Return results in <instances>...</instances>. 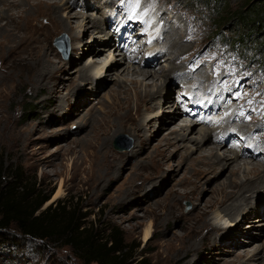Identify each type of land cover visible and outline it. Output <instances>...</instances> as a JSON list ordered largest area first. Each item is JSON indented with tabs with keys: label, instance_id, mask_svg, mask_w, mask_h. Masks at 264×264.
Wrapping results in <instances>:
<instances>
[{
	"label": "rangeland",
	"instance_id": "obj_1",
	"mask_svg": "<svg viewBox=\"0 0 264 264\" xmlns=\"http://www.w3.org/2000/svg\"><path fill=\"white\" fill-rule=\"evenodd\" d=\"M123 1L130 0H120L124 10ZM53 2L62 7L63 18L77 15L71 24L76 40L60 30L54 34L48 30V45L55 55L45 66H51L56 86L52 89L38 81L25 67L18 72V63L9 74L11 60L7 53L0 56V161L5 168L1 181L8 182L11 170L17 168L23 178L35 179L38 191H51L49 201L39 211L57 199L79 197L82 211L90 214L86 222L93 223L101 235L106 228L119 229L127 243L139 244L137 252H146L153 264H264V207H260L264 185L253 198L248 197L250 211L236 200L241 206H236L234 216L224 217L223 207L215 206L218 191L228 187L233 178L244 180L247 170L241 167L232 177L231 165L222 162L216 171L203 175L201 157L206 152L202 150L216 151L218 144L197 143L200 133L232 129L243 143L241 151L259 139L263 141L260 153L264 154V59L258 52L260 39L255 44L250 40L244 45L236 43L240 32L235 18L229 16L243 9L245 0H140L139 7L150 10L140 29L141 42L159 36L158 44L164 52L149 66L144 55L153 50L152 46L130 59L119 49L112 54L110 47H96L106 41V17L117 5L116 0ZM42 15L32 27L45 34L49 18ZM97 20L101 22L98 29L85 33ZM172 42L180 47L173 49ZM94 49L100 53L90 54ZM174 63L185 75L178 72L164 85V77ZM111 65H116L113 71L108 70ZM89 66L95 74L92 71L79 78L77 71ZM122 68L130 71L122 73ZM133 69L150 70L160 76L159 80L145 82L153 83L156 107L136 110L132 104V114L142 127L141 137L135 138L130 128L120 127L112 117L110 137L94 141V132L108 122V112L118 100L116 90L128 85L133 77L142 80L131 75ZM183 75L186 79L180 77ZM193 79L203 83L200 90L205 89L204 99L215 102L219 112L208 125L195 123L194 130L187 133L184 118L179 114L172 118L174 110L170 107L186 103L198 91L199 83ZM116 142L122 150L114 147ZM129 142L130 148L124 149ZM228 150L219 147L216 155L233 157ZM239 158L235 161L260 165L264 172L263 156L260 160ZM198 208L206 210L210 226L196 230ZM246 212L251 219L243 222ZM213 227H218V232L203 242ZM5 233L14 235L15 241L0 240V264H82L69 247L22 239L13 228ZM224 235L230 240L222 243Z\"/></svg>",
	"mask_w": 264,
	"mask_h": 264
},
{
	"label": "bare ground",
	"instance_id": "obj_2",
	"mask_svg": "<svg viewBox=\"0 0 264 264\" xmlns=\"http://www.w3.org/2000/svg\"><path fill=\"white\" fill-rule=\"evenodd\" d=\"M0 7H2V8H0V9H2V11H0V21L5 20L7 22L5 25H3V24L1 25V23H0V56L7 53L9 59L11 60V64L8 67V73L9 74L11 72L13 73V71L16 69L15 65L19 64V67L17 68V70H19L18 72L21 71L22 67H25L26 71L31 73L32 77H34L38 81L47 83L53 89L56 86V81L52 78V73L50 72L51 66L49 64H47L45 66L46 62H48L50 57L53 56V54H54L53 50L48 45V40H49L48 30H49V32H51V34H54L56 31L60 30L61 32H65V33L70 34L71 37L74 40H76V34L72 33L73 31L71 28H73V27L71 24H72V18H76L77 15L76 16H69L67 14L65 16V18H63L61 16V10H63L62 7L57 6L56 3L53 2V0H0ZM130 10H131V6L127 5L126 10H125V15H129ZM66 11L71 12L70 8H67ZM41 14H43L42 16L48 15L47 17L49 18L46 20L49 22V25L47 26V22H46L45 27L46 26L47 27L45 28V34L42 33L43 31L38 32V30L37 31L34 30L33 29L34 26L32 27V22L35 21L39 15L41 16ZM106 18L108 20V17H106ZM99 22L100 21L97 20V21H94L93 23H91L90 29L89 30H88V28L85 29V33H88L89 31H91V29L93 31L97 30L98 25H100ZM137 24L139 25L140 22L137 21L136 25ZM134 26H135V23H134ZM31 30H32V32H31ZM107 41H105L103 43L104 45H101V43H97L96 47L97 48L98 47H104V48L110 47V50H111V48L113 47L112 43L111 42L108 43ZM174 43L175 42L171 43L172 48L178 49L180 47V44H178V43L174 44ZM144 45H146V44H144ZM5 47H7L8 50H5ZM152 48L154 49V47H152ZM89 52H90V54L95 55V54H99L100 50L94 49V50H90ZM123 59H125V58H123ZM10 60L7 59V61H10ZM155 60L156 59L151 60V61H147L148 66L150 64H153ZM7 63L9 64V62H7ZM115 63L117 65V62H115ZM90 66L87 69L82 68L79 71H77V73H78L77 76L79 78H82L84 76H88V73L89 74L93 73V75H94L95 74L94 70H93L94 65H93V67H90ZM115 66L111 65V67H109L108 70L113 71L114 70L113 67H115ZM180 68L175 63L172 67H170V69L168 70L169 73L167 74L168 76L165 75V77H164V82H163L164 85H166V83L169 82V80H167V79H169L170 76H173L174 74H178V72L180 74L185 75L184 71H182ZM153 69H154V67H153ZM6 71H7V69H6ZM125 71L126 72L130 71V69L129 68H126V69L122 68V73ZM131 75L141 76L142 80L139 81L136 77H133L129 81L128 85L125 84V85H123V87L120 86V89L116 90L115 93H116L118 100L115 101V103L112 105L110 111L108 112V115H109L108 116V119H109L108 122H106L104 125H101L94 132V137H93L94 141H100V139L103 138V136H105V137L109 136L110 137L109 132H111V130L114 127L112 125V123L110 122V118H112V117L116 119V121L119 123L120 127L130 128V130L133 131L135 138L141 137L140 132H141L142 127H141L140 123L138 122V120L132 114V112L134 110V107L132 104L133 103L135 104L136 110H140L141 107L145 108L146 111H150L153 108H155L156 105H154V101H155V95L154 94L156 91L154 92L151 89V85L153 83L150 84V82L149 83H145V82H146V80H149V81L154 80V79L159 80L160 76H157L156 72H151L150 70H144V69H133V70H131ZM184 75L180 76V77L183 79H186V77ZM9 79L12 80V78H9ZM82 91L83 90H81V92ZM217 100H218V97H217ZM218 104H219V101H218ZM183 112H186V111L183 110ZM171 113L174 114L172 116V118H174V119L178 116L177 115L178 112L176 110H174V112H171ZM241 118H242V116H241ZM202 119H207V118L203 117ZM114 123H116V122H114ZM243 123H244V121H243ZM195 126L196 125L190 124V123L184 124V128L186 129L187 133H189L188 132L189 130L190 131L194 130ZM181 129H182V127L180 128V130ZM186 131H184V132H186ZM117 133H119V132H116L113 135H116ZM198 133H200V132H198ZM199 135L201 136V138H199L200 142H197L198 144L201 142L205 144L206 142L213 141L212 137L210 136V133L203 132V133H200ZM109 137H108V141L111 140V138L109 139ZM101 140L104 141V139H101ZM262 140H264V139H262ZM105 143H106V141H105ZM216 143L218 144L217 149H219V147L224 148L223 145L225 144V142H220V143L216 142ZM98 144H99V142H98ZM103 147H104V145H103ZM114 147L117 150H122L118 146L117 142L114 143ZM217 149H216V151H217ZM202 151L204 153L206 152V155H204V156L202 155V157H201L202 158L201 164L203 165L201 172L203 173V175L205 173L213 171V170L216 171L218 166L221 167L222 162H226V163H229V165H231L230 176H232V177H234L238 174V171L241 169V167H245V169L247 170V174H246L247 177L245 178L243 176L245 178L244 180H240L239 182H237L236 179L234 180V178H233V180L229 182L228 187L223 188L220 191H218L219 197L217 198V200L215 202V206L223 207L222 211H223L224 217H228V218H231L232 216H234V214H235L234 211L236 209V206L237 205L241 206V203H244L246 205V207H249V211H250V209L252 208L251 207L252 205H250V202H248L249 201L248 197L250 198V196H251V198H253V195L255 193L256 194L259 193L260 190L258 191V189L263 187V185H264V172H263V170L261 171V166L254 164V163L249 164L245 161L244 162L235 161L236 159L240 160V158H239L240 155L237 153H232V155L234 154V156L229 157V156H218V155H216V151H214L212 148H209V149L207 148L206 150H202ZM257 152H258L257 150H254V153L258 154ZM251 159L255 160V158H251ZM260 159L261 158H259V160ZM233 163H235V164L233 165ZM249 175H254L257 177L253 178V179H249L248 178ZM56 196H57V194H56ZM236 200H239L241 203L240 202H239L240 204L236 203V202H238ZM260 207H262V208L264 207V200L261 201ZM254 208L255 207H253V209ZM197 214H198L197 219L194 222V224L196 225L197 228H195L193 226L196 230H198V228H201V227L204 228V227L210 226L206 217H205L207 215L206 210H204L203 208H198ZM249 216H250L249 212H246L245 218L243 219V222H245L247 220L249 221L251 219V218H249ZM257 218H259V216H257ZM257 220H259V219L253 220L251 222L255 223V222H257ZM195 231H194V229L192 230V232H195ZM217 232H218V227H213V229L211 230V233H209V237L203 238L202 241L203 242L205 240H207V242L210 241L212 239V237H211L212 234L217 233ZM148 236H149V232L146 233L145 238H148ZM227 238H229V236L224 235V238L222 239L224 241H222V243L226 242L225 240H227ZM236 238H238V236ZM234 239L231 240V243L234 241ZM229 240H227V241H229ZM236 240L238 241L239 239H236ZM215 245H216V243H215ZM236 248H238V247H236Z\"/></svg>",
	"mask_w": 264,
	"mask_h": 264
},
{
	"label": "trees",
	"instance_id": "obj_3",
	"mask_svg": "<svg viewBox=\"0 0 264 264\" xmlns=\"http://www.w3.org/2000/svg\"><path fill=\"white\" fill-rule=\"evenodd\" d=\"M252 1L245 0L243 9L229 15L235 18L234 23L241 33L234 41L244 45L247 40L255 44L260 39L258 52L264 59V43L261 42V35L264 38V0ZM4 172L0 161L1 242L15 241L14 235L5 233L13 228L22 239L56 242L71 248L82 264H153L145 256L146 252H137L139 244L127 243L119 229L109 227L101 235L93 223L86 222L90 214L82 211L79 197L74 196L69 201L57 199L39 211L52 192L38 191L35 179L23 178L17 168L11 170L9 181L3 183ZM138 255L139 259L136 258Z\"/></svg>",
	"mask_w": 264,
	"mask_h": 264
},
{
	"label": "water",
	"instance_id": "obj_4",
	"mask_svg": "<svg viewBox=\"0 0 264 264\" xmlns=\"http://www.w3.org/2000/svg\"><path fill=\"white\" fill-rule=\"evenodd\" d=\"M130 148V142L128 143V148H124V149H129ZM121 149V148H120Z\"/></svg>",
	"mask_w": 264,
	"mask_h": 264
}]
</instances>
